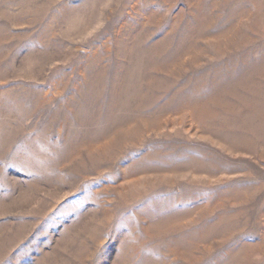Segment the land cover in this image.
<instances>
[{"label":"rangeland","instance_id":"rangeland-1","mask_svg":"<svg viewBox=\"0 0 264 264\" xmlns=\"http://www.w3.org/2000/svg\"><path fill=\"white\" fill-rule=\"evenodd\" d=\"M0 264H264V0H0Z\"/></svg>","mask_w":264,"mask_h":264}]
</instances>
